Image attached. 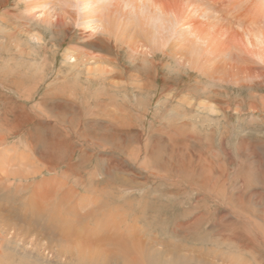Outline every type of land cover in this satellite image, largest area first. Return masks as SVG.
Wrapping results in <instances>:
<instances>
[{
    "label": "rangeland",
    "instance_id": "374dc122",
    "mask_svg": "<svg viewBox=\"0 0 264 264\" xmlns=\"http://www.w3.org/2000/svg\"><path fill=\"white\" fill-rule=\"evenodd\" d=\"M31 1L0 0V264H264V63L241 29L205 56L145 13L112 36Z\"/></svg>",
    "mask_w": 264,
    "mask_h": 264
},
{
    "label": "bare ground",
    "instance_id": "6f19581e",
    "mask_svg": "<svg viewBox=\"0 0 264 264\" xmlns=\"http://www.w3.org/2000/svg\"><path fill=\"white\" fill-rule=\"evenodd\" d=\"M248 2L253 7H248ZM57 3L64 11L62 14L69 15L70 20L78 25H87L89 28L94 25L112 36H117L119 29L124 27L123 24L128 20L126 16L135 17L145 13L147 19L155 23L157 31L161 27L164 43L175 35L177 39L202 44L205 56H218V53L226 51L229 39L226 41L228 36H223L221 30L235 25L241 29V41L254 48L249 52L264 63V11L262 13L258 8L255 10V4L258 3L255 0H57ZM46 5L45 0H32L27 11L31 8H44ZM259 5L261 6L260 3ZM56 21H63L62 17ZM48 22L50 23L49 20ZM213 32L219 33L218 36L213 37ZM153 35H156V31L151 32L150 36ZM214 43H220V46L217 47ZM228 67L234 69L235 66L231 64ZM243 69L249 71L251 68L244 66Z\"/></svg>",
    "mask_w": 264,
    "mask_h": 264
}]
</instances>
